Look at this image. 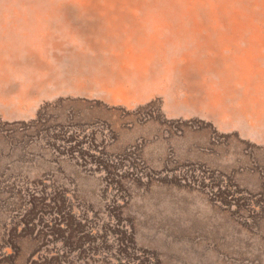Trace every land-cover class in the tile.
<instances>
[{"label":"rangeland","instance_id":"rangeland-1","mask_svg":"<svg viewBox=\"0 0 264 264\" xmlns=\"http://www.w3.org/2000/svg\"><path fill=\"white\" fill-rule=\"evenodd\" d=\"M92 24L112 46L35 65L26 38ZM157 30L192 90L162 81ZM192 95L204 108L174 109ZM257 99L264 0H0V264H264Z\"/></svg>","mask_w":264,"mask_h":264},{"label":"crops","instance_id":"crops-1","mask_svg":"<svg viewBox=\"0 0 264 264\" xmlns=\"http://www.w3.org/2000/svg\"><path fill=\"white\" fill-rule=\"evenodd\" d=\"M147 26L148 25H146V27L145 26H141V27L139 26L138 29L141 30L143 28H146L144 31L146 33L147 32ZM45 30L49 32L47 34L51 35V34H53V32H56L57 30H59V27H58L56 22L53 23L52 25H49V23H48V25H46V27H45ZM90 30L86 31V32H84V31L82 32L83 35L85 34L87 36L85 38L84 42L81 41V38L83 37L82 34L80 36V41L75 40L73 36H69V38L61 39V41H56V40H50V39L41 40L40 37H38V38L37 37L36 38H34V37L33 38H26L27 34H24L23 32L22 33L24 35L23 37H25L27 39L30 46L35 47L37 49V53H38L39 57L37 58L35 65H37V66L39 65L42 67L47 65L46 70L51 71L54 63L51 61L50 57H48V58L46 57V56H50V54H47V53H49V51L44 50V48L47 44H48V48L51 51V54H53L54 51H56V50H66V49H71L72 47H74L80 51V50H83L86 46H88L90 49H92V48L93 49H101L102 47L104 48V46H106V45L112 46L113 40L111 39V36L109 37V39L105 43V41L104 42L101 41L100 38H99V40H97V39L89 37L88 33L92 34L96 31L95 25L92 24V27ZM161 35H162V33H160L158 30L154 31V35L152 34L150 39H151V41H155V43H158L159 49L160 48L163 49V51H162L163 53L161 52L163 58L160 60L162 62L161 64L165 65L163 72L161 73L162 75H164L163 76L164 78L161 77V79L163 78L162 81H166L165 80L166 77H170L171 76L170 74L173 73L174 76L171 77L170 80L177 83V85L179 87L183 84L182 85L183 87H185L188 90H192L194 87H196L197 82L193 81V79L195 78L194 73L191 71L190 67L188 66V63L184 62L185 63V64L183 63L184 65H182L181 67H177L179 62L176 59H170L169 64H167L168 61H165V59H164L165 53H166L164 46L167 45L168 42H171L173 44V46H177L180 43H182V41H180V39L177 37L163 36V35L161 37ZM21 42H23V40ZM14 47L15 48L17 47L20 49V46L14 45ZM171 49H173V48H171ZM52 51H53V53H52ZM208 67H210L209 64H208ZM148 70L146 69L145 72H142V74L139 75L138 79H140L141 81H144V80L150 78L147 74L149 72ZM44 71L45 70H42V72H44ZM151 72H153V74L151 76L150 81H152V83H154V84H158L157 83V76H159V74H160V68L154 67L153 70L151 69ZM176 72H179V73L177 74ZM182 99L183 100H181V98H179V97H175L174 109L179 110V109H181V107L184 104L192 105L195 108H201V109L204 108L203 107L204 100L202 97L199 98V97H194L192 95L191 97L185 96ZM258 100L259 99H257L256 108L253 111V113L251 115L250 122H249L253 128H255V127L261 128L262 126H264V105H263L264 101L261 102L260 106H259ZM221 103L223 104V100L221 101ZM225 106H226L225 104L221 105L219 108V111L221 113L227 114L228 111L224 108ZM207 108L211 109L214 107L213 106H207ZM217 109H218L217 105H215L214 110L216 111ZM259 111H261V118H259V116H257L258 115L257 113H259ZM233 113H235V112L230 110V104H229V115H234Z\"/></svg>","mask_w":264,"mask_h":264},{"label":"bare ground","instance_id":"bare-ground-1","mask_svg":"<svg viewBox=\"0 0 264 264\" xmlns=\"http://www.w3.org/2000/svg\"><path fill=\"white\" fill-rule=\"evenodd\" d=\"M258 115L257 116H259V118H261V111H259V113H257Z\"/></svg>","mask_w":264,"mask_h":264},{"label":"trees","instance_id":"trees-1","mask_svg":"<svg viewBox=\"0 0 264 264\" xmlns=\"http://www.w3.org/2000/svg\"><path fill=\"white\" fill-rule=\"evenodd\" d=\"M38 119H39V117L36 120H38Z\"/></svg>","mask_w":264,"mask_h":264}]
</instances>
